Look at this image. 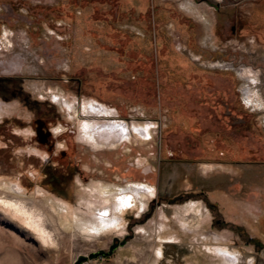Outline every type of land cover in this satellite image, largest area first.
Wrapping results in <instances>:
<instances>
[{
	"label": "rangeland",
	"instance_id": "374dc122",
	"mask_svg": "<svg viewBox=\"0 0 264 264\" xmlns=\"http://www.w3.org/2000/svg\"><path fill=\"white\" fill-rule=\"evenodd\" d=\"M2 116L0 264H264V0H0Z\"/></svg>",
	"mask_w": 264,
	"mask_h": 264
},
{
	"label": "bare ground",
	"instance_id": "6f19581e",
	"mask_svg": "<svg viewBox=\"0 0 264 264\" xmlns=\"http://www.w3.org/2000/svg\"><path fill=\"white\" fill-rule=\"evenodd\" d=\"M92 102H93L92 100H85L83 102L82 112L85 115L86 114H88V115L89 114H96V113H99L101 111L98 107H94L92 105ZM111 112H113V111L111 110ZM72 113H73V117L77 118L78 115H77L76 109H73ZM93 117H94V115H93ZM106 122L107 121H102L101 124H99L97 126H96V124H98L99 122H92V121L82 122V123H80L81 134L84 137L86 136L89 140L91 139V140H94L96 142H99V139L101 141L99 130H102V129L106 128V126H107ZM91 124H92V126H91ZM86 125L87 126L90 125L89 126L90 127V129H89L90 131H86V127H87ZM110 125L113 126V128L110 127V128H112L111 131H113V132L110 133V136H109V134H106L104 132L105 133V137H110V138L114 137L115 138L114 133L117 130L116 129L117 124L112 122V123H110ZM118 126H119V124H118ZM108 128L109 127L107 126L106 129H108ZM122 128L123 127H121V129ZM106 129H104V131ZM119 130H117V131H119ZM107 133H109L108 130H107ZM117 133H119V132H117ZM118 139H119V137H118ZM104 140H102L101 142H103ZM92 189L95 190L100 197H104L105 198V197H108V196L112 195L113 200L115 202V206L114 207H115L116 210H119V211L120 210H124L127 206L132 204V200H131L132 196L131 197L127 196L126 193H125L126 190H123L122 188H119L117 186H114V185H111V184H107V183H101L99 185L94 186ZM12 191H14V190L12 189ZM141 194H142L141 195L142 196V201L145 204V202L147 201V195H145L144 193H141ZM50 201H51V203H50L51 207L54 210L55 209L57 210L59 216L63 217L64 219H68L69 218V220H70V222L72 224H75L78 229L88 233L89 235L90 234H96V233L101 232V231H105L106 229H108V227H110L112 225L113 219H112V216H111V211L109 209L97 207V206H95L93 204H90L87 207V210H88L87 219H82V218H77L78 214L76 215V213H74L73 211L70 213L69 212L70 210H69L68 206L65 205L64 203H62L60 200H52L51 199ZM21 208H23L25 210V212L29 214L31 219L35 218V217H38V218L40 217L39 213H36L34 210L32 211L30 209L25 208L24 205H22ZM194 210H195V208H194ZM196 210H198V209H196ZM31 214H33V215H31ZM31 216H33V217H31ZM65 222H69V221H65ZM37 227H38V230H40V231L43 230V227H42L41 223H39V222L37 223ZM221 252H219V253H221ZM223 259L227 263H229V262L230 263H234L233 260H230L225 255H224Z\"/></svg>",
	"mask_w": 264,
	"mask_h": 264
},
{
	"label": "flooded vegetation",
	"instance_id": "af4514ba",
	"mask_svg": "<svg viewBox=\"0 0 264 264\" xmlns=\"http://www.w3.org/2000/svg\"><path fill=\"white\" fill-rule=\"evenodd\" d=\"M4 117L5 116H2L0 122H3V121H6L7 120V118H4ZM37 123L39 124V126L36 127V131H37V134L40 137V140L42 141V140H44V136L46 135V133L47 134H50V132L47 129L46 121L39 120ZM42 126H43L44 129H47V132L44 131V129L42 128Z\"/></svg>",
	"mask_w": 264,
	"mask_h": 264
},
{
	"label": "water",
	"instance_id": "95a60500",
	"mask_svg": "<svg viewBox=\"0 0 264 264\" xmlns=\"http://www.w3.org/2000/svg\"><path fill=\"white\" fill-rule=\"evenodd\" d=\"M98 254H103V252L92 253V254L89 255V257H90V258H91V257H95V256H97ZM86 258H87L86 256H81V257L79 258L78 262H80V261H82V260H85Z\"/></svg>",
	"mask_w": 264,
	"mask_h": 264
}]
</instances>
